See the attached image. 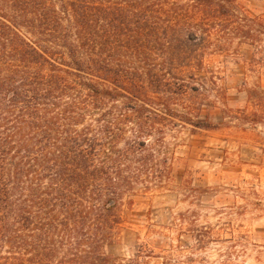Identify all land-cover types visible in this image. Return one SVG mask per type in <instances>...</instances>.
Masks as SVG:
<instances>
[{
  "label": "rangeland",
  "instance_id": "374dc122",
  "mask_svg": "<svg viewBox=\"0 0 264 264\" xmlns=\"http://www.w3.org/2000/svg\"><path fill=\"white\" fill-rule=\"evenodd\" d=\"M187 2L159 0L151 8ZM228 4L232 19L189 24L190 42L165 11L143 25L157 29L151 36L133 35L135 26L106 36L104 57L120 80H152L138 85L144 104L125 93L106 103L116 107L123 136L142 132L156 155L146 164L139 153L125 161L153 169L120 198V224L102 247L114 264H264V0ZM122 100L147 106L140 129ZM95 118L92 111L82 123ZM197 119L207 127L192 125ZM19 246L0 229V264H26L30 256ZM54 255L51 264L65 254Z\"/></svg>",
  "mask_w": 264,
  "mask_h": 264
},
{
  "label": "trees",
  "instance_id": "16d2710c",
  "mask_svg": "<svg viewBox=\"0 0 264 264\" xmlns=\"http://www.w3.org/2000/svg\"><path fill=\"white\" fill-rule=\"evenodd\" d=\"M231 1L159 9L151 8L159 0H148L145 9L146 0H0V229L30 256L26 264H51L58 249L65 254L58 264H114L102 247L120 224V198L153 169L125 164L131 155L144 164L156 155L142 132L123 136L116 107L106 103L125 93L144 104L137 88L152 80H120L104 57L106 36L134 26L133 35L151 36L157 29L143 25L165 11L190 42L196 32L188 25L232 19ZM145 109L126 104L139 129ZM92 111L96 118L82 123Z\"/></svg>",
  "mask_w": 264,
  "mask_h": 264
}]
</instances>
